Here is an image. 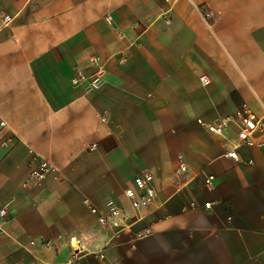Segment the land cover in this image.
I'll return each instance as SVG.
<instances>
[{"label": "crops", "instance_id": "1", "mask_svg": "<svg viewBox=\"0 0 264 264\" xmlns=\"http://www.w3.org/2000/svg\"><path fill=\"white\" fill-rule=\"evenodd\" d=\"M0 9L14 17L0 31V264H264V151L226 158L225 139L197 122L243 104L264 116V0H0ZM91 56L105 72L87 93L70 78L90 71ZM37 157L52 170L24 185ZM142 171L156 196L133 209L124 190ZM108 200L124 210L122 227L99 222Z\"/></svg>", "mask_w": 264, "mask_h": 264}, {"label": "built area", "instance_id": "2", "mask_svg": "<svg viewBox=\"0 0 264 264\" xmlns=\"http://www.w3.org/2000/svg\"><path fill=\"white\" fill-rule=\"evenodd\" d=\"M202 18L208 21L211 14L208 10L202 11ZM14 17L3 9H0V31L8 28ZM168 22V19H165ZM121 60V58H120ZM90 71L85 73L77 70L70 78V83L74 87L82 88L84 92L97 91L103 81L105 72L104 64L98 60L96 56H91L88 61ZM200 82L207 85L209 80L206 76L200 77ZM100 117L106 120L107 116L103 112ZM197 122L202 125L208 132L222 136L225 139L226 147L223 151V156L233 161L239 162V152L242 148L256 147L264 151V116L257 117L253 115L243 104L239 109L235 110L232 114L222 117L218 123H208L202 119ZM232 125L235 130V138L231 139L225 135V128ZM7 127L4 119L0 118V133ZM2 145L7 146L8 141L2 142ZM92 144L90 147H94ZM179 164L176 173L185 170L182 157L178 156ZM251 160L245 161V164H251ZM51 164L40 157L36 158L35 165L29 173L24 185L36 184L44 180L51 172ZM213 176L207 175L204 178L205 185L212 187ZM124 196L128 200L133 209H139L149 206L155 199L156 191L153 186V176L148 171H142L133 178V185L124 190ZM87 202V200H85ZM191 206H195L191 202ZM205 208L210 207V203H205ZM107 213L99 215V222L104 224L109 221L115 227H122L125 219V212L122 208L117 206L113 201L108 200L106 203ZM92 212H96L94 207H91ZM8 213L6 207L0 204V229L7 222ZM38 264V263H33Z\"/></svg>", "mask_w": 264, "mask_h": 264}]
</instances>
